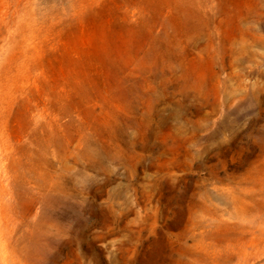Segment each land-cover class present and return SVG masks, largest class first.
<instances>
[{
    "label": "rangeland",
    "instance_id": "1",
    "mask_svg": "<svg viewBox=\"0 0 264 264\" xmlns=\"http://www.w3.org/2000/svg\"><path fill=\"white\" fill-rule=\"evenodd\" d=\"M0 264H264V0H0Z\"/></svg>",
    "mask_w": 264,
    "mask_h": 264
}]
</instances>
